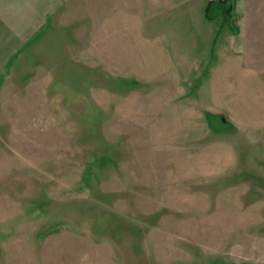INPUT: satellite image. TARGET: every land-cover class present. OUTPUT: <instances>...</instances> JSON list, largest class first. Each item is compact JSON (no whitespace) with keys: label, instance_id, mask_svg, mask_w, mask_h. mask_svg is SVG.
<instances>
[{"label":"rangeland","instance_id":"obj_1","mask_svg":"<svg viewBox=\"0 0 264 264\" xmlns=\"http://www.w3.org/2000/svg\"><path fill=\"white\" fill-rule=\"evenodd\" d=\"M89 9L0 44V264H264V77L214 92L201 25L160 17L200 40L168 59Z\"/></svg>","mask_w":264,"mask_h":264},{"label":"crops","instance_id":"obj_2","mask_svg":"<svg viewBox=\"0 0 264 264\" xmlns=\"http://www.w3.org/2000/svg\"><path fill=\"white\" fill-rule=\"evenodd\" d=\"M226 1L228 0H0V44L22 46L25 43L32 46L41 39L42 43L45 42L48 36L52 40L50 44L55 45L60 37L54 41V36L49 35L52 31L47 30L52 28L54 13L85 12L88 6L91 7L89 10H102L103 4L109 2L112 11L134 12L132 19L124 24L121 22L120 27L124 30L116 36V42L121 40L126 43V50H139L142 54L155 55L162 43L169 44L166 43L169 38L165 34L162 40L159 39L160 31L157 29L170 26L171 23L162 22L160 17L174 11L177 20L174 18L173 25L178 21L184 22L187 18L191 25L197 23L199 32L200 25L204 27L202 39L206 43L207 59L212 61L208 68L212 91L224 92L230 78L229 75L227 78L222 76L227 75L224 72L226 66L235 69L237 75L245 76L244 85L248 77H255L258 82V77H264V0H229V14L226 13ZM60 22L62 25L57 24V27H65L66 22ZM115 24L119 26L117 22ZM69 25L67 23L66 26ZM221 29L226 31L218 38ZM167 34L169 35V30ZM169 42L178 47L174 48V52L168 48V59L180 55L178 50L181 55L186 50L191 54L194 51L198 54L199 38L193 40L192 37L183 35L182 42ZM20 51L21 49L9 50L12 54ZM184 86L186 87L180 88L181 91L190 90V85ZM174 90L179 91V87Z\"/></svg>","mask_w":264,"mask_h":264},{"label":"trees","instance_id":"obj_3","mask_svg":"<svg viewBox=\"0 0 264 264\" xmlns=\"http://www.w3.org/2000/svg\"><path fill=\"white\" fill-rule=\"evenodd\" d=\"M229 1V0H228ZM228 1H226L224 4H226L227 6H229L228 4ZM226 8V7H225ZM227 14H229V7H227V11H226Z\"/></svg>","mask_w":264,"mask_h":264}]
</instances>
